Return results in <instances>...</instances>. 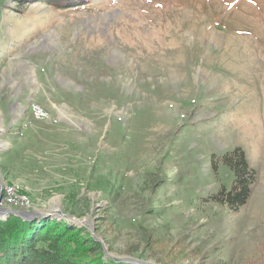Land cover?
Returning a JSON list of instances; mask_svg holds the SVG:
<instances>
[{"label":"rangeland","instance_id":"1","mask_svg":"<svg viewBox=\"0 0 264 264\" xmlns=\"http://www.w3.org/2000/svg\"><path fill=\"white\" fill-rule=\"evenodd\" d=\"M52 2L0 0V204L123 262L264 264V0ZM236 145L257 178L232 210L208 195Z\"/></svg>","mask_w":264,"mask_h":264},{"label":"trees","instance_id":"2","mask_svg":"<svg viewBox=\"0 0 264 264\" xmlns=\"http://www.w3.org/2000/svg\"><path fill=\"white\" fill-rule=\"evenodd\" d=\"M59 7L80 0H51ZM219 160L233 172L230 185L222 184L208 197L215 202L238 210L252 192L257 174L241 145L223 152ZM214 161V159H213ZM215 168L218 159L215 158ZM82 226L49 216L24 218L14 212L0 217V264H136L108 256L103 245L88 234ZM139 263H145L140 261Z\"/></svg>","mask_w":264,"mask_h":264},{"label":"water","instance_id":"3","mask_svg":"<svg viewBox=\"0 0 264 264\" xmlns=\"http://www.w3.org/2000/svg\"><path fill=\"white\" fill-rule=\"evenodd\" d=\"M2 184L0 183V187ZM1 197V194H0ZM14 212L16 214H19L23 216L24 218H33L36 216H43L45 214H49L48 212L42 211L37 208H13L9 205H2L0 204V217H5L8 213ZM73 218V217H72Z\"/></svg>","mask_w":264,"mask_h":264},{"label":"bare ground","instance_id":"4","mask_svg":"<svg viewBox=\"0 0 264 264\" xmlns=\"http://www.w3.org/2000/svg\"><path fill=\"white\" fill-rule=\"evenodd\" d=\"M38 106H39V107H38ZM30 108H31L32 113H33L38 119L41 118V119H46V120H47V115H49V112H48L43 106H41L40 104H38V103H36V102H32V103L30 104ZM41 109L44 110V114H43V111H42ZM23 188H24V187H23ZM8 189H9V188H8ZM8 189H7V191H8ZM15 190H16V189H15ZM15 190H13V189L11 188L12 193H16ZM21 190H22V189H21ZM4 193H5V192H4ZM18 193H19V192H18ZM24 193H25V192H24ZM8 194H10L11 198H13L15 201H17V202H19V203H23V204L25 205V207H26V206L29 207L30 203H28V201H25L24 198H23L24 201H20L21 199L15 197V195L9 193V191H8ZM7 197H8V196H7ZM25 198H26V197H25ZM28 199H29V198H28ZM26 202H27V203H26ZM10 203H11V202H10ZM19 203H18V204H19ZM25 203H26V204H25ZM23 204H20V205L23 206ZM11 205H12V203H11Z\"/></svg>","mask_w":264,"mask_h":264},{"label":"built area","instance_id":"5","mask_svg":"<svg viewBox=\"0 0 264 264\" xmlns=\"http://www.w3.org/2000/svg\"><path fill=\"white\" fill-rule=\"evenodd\" d=\"M38 107H39V106H38ZM41 110L43 111V114H44V110H43V109H41ZM49 118H50L49 115H47V119H49ZM8 191H9V193L14 194L15 197H16V193H12L11 189H8Z\"/></svg>","mask_w":264,"mask_h":264},{"label":"crops","instance_id":"6","mask_svg":"<svg viewBox=\"0 0 264 264\" xmlns=\"http://www.w3.org/2000/svg\"><path fill=\"white\" fill-rule=\"evenodd\" d=\"M7 142V141H6Z\"/></svg>","mask_w":264,"mask_h":264}]
</instances>
